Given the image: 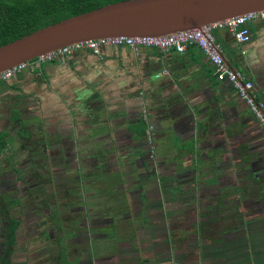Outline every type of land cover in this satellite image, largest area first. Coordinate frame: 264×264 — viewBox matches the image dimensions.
Masks as SVG:
<instances>
[{"label": "crops", "instance_id": "obj_1", "mask_svg": "<svg viewBox=\"0 0 264 264\" xmlns=\"http://www.w3.org/2000/svg\"><path fill=\"white\" fill-rule=\"evenodd\" d=\"M247 26L245 43L214 35L264 102V20ZM0 134L9 155L33 144L78 160L88 147L93 171L118 175L92 180L107 186L108 197H90L110 217L107 243L120 240L99 241L105 264H264V130L194 45L75 49L24 69L0 81Z\"/></svg>", "mask_w": 264, "mask_h": 264}, {"label": "rangeland", "instance_id": "obj_2", "mask_svg": "<svg viewBox=\"0 0 264 264\" xmlns=\"http://www.w3.org/2000/svg\"><path fill=\"white\" fill-rule=\"evenodd\" d=\"M31 146L27 151L36 149L31 161L25 160L29 153L25 150L13 153L10 150V155L7 149L0 150V264L5 258L8 259L7 264L110 263V253L101 257L103 249H99V241L103 238L108 247H113L120 241L114 235L107 243L110 217L102 211L98 220L88 218L82 222L80 219L84 210L88 212L87 216L89 213H96L90 198L94 193L93 189L99 191L95 195L109 196L105 183L93 184L92 180L99 178L105 182L104 179L110 180L118 175L96 169L91 174L81 175L83 184L80 187L79 172L91 167V151L88 147L78 152L80 158L77 160L70 149L45 153L40 146L35 145V149H32L33 144ZM47 156L48 159L51 156V161H47ZM137 170L142 169L137 167ZM108 186L113 187L115 184ZM14 198H17V202L10 204ZM98 200L99 203L107 201L102 198ZM54 206L59 209L57 218L50 211ZM98 209H104L103 205L98 206ZM115 210L117 218L121 211ZM15 218L18 219V225L13 233L14 238L10 240L9 223L10 219ZM119 221L124 222V218ZM252 222H257V218L249 217L246 221L248 224ZM262 237L264 238V233L261 234ZM259 244L264 252V241ZM63 247L65 263L59 259V249ZM241 250L243 251L242 248ZM252 250L246 246L244 252L250 256Z\"/></svg>", "mask_w": 264, "mask_h": 264}, {"label": "water", "instance_id": "obj_3", "mask_svg": "<svg viewBox=\"0 0 264 264\" xmlns=\"http://www.w3.org/2000/svg\"><path fill=\"white\" fill-rule=\"evenodd\" d=\"M263 9L264 0L108 2L1 44L0 72L62 46L86 40L114 36L159 37ZM224 62L233 69L225 59Z\"/></svg>", "mask_w": 264, "mask_h": 264}, {"label": "built area", "instance_id": "obj_4", "mask_svg": "<svg viewBox=\"0 0 264 264\" xmlns=\"http://www.w3.org/2000/svg\"><path fill=\"white\" fill-rule=\"evenodd\" d=\"M254 19L264 20V9L258 12H248L225 18L199 28L177 31L159 37L114 36L86 40L76 44L62 46L59 49H55L1 71L0 81H5L24 69L32 71L40 64L55 58H63L75 49H90L97 53L100 46H126L134 52L140 47H155L161 51L172 49L181 53L188 45H194L211 63L215 79L225 80L231 85V88L238 98L244 102L252 116L264 130V102L256 96L251 80L244 79L239 71L230 69L225 64L221 54L220 43L215 39L213 32L216 29H225L234 40L239 43H245L249 40L247 24ZM165 72V69L160 71L161 74ZM150 130L151 126L147 125L145 135L148 142L151 139Z\"/></svg>", "mask_w": 264, "mask_h": 264}, {"label": "trees", "instance_id": "obj_5", "mask_svg": "<svg viewBox=\"0 0 264 264\" xmlns=\"http://www.w3.org/2000/svg\"><path fill=\"white\" fill-rule=\"evenodd\" d=\"M113 1L117 0H0V45L39 27ZM0 137L2 138L3 135L0 134ZM0 145L1 148L4 147L3 142ZM79 177V186L82 187L81 174H79ZM261 185L262 181H259L260 188ZM16 201L17 198H14L10 204H14ZM123 202L124 200L119 201L118 205ZM87 213L86 210L83 211L80 221L85 222V219L88 220V218L90 220L95 214L89 213L87 216ZM97 214L99 216V213ZM55 217L57 218V214H55ZM17 224V218L10 219V240L14 238L13 233ZM63 250L64 247L59 249V259L60 262L65 263ZM7 263L8 259L5 258L2 264Z\"/></svg>", "mask_w": 264, "mask_h": 264}, {"label": "flooded vegetation", "instance_id": "obj_6", "mask_svg": "<svg viewBox=\"0 0 264 264\" xmlns=\"http://www.w3.org/2000/svg\"><path fill=\"white\" fill-rule=\"evenodd\" d=\"M84 158V157H83ZM82 160H84V159H82ZM91 171H93V168H92V165H91V167H89L87 170H85L84 172H79V174H81V175H87V174H89V173H91ZM79 174H78V176H79ZM84 194V192L82 193V195ZM17 202V201H16ZM77 205V204H76ZM55 206H57L56 204H55ZM54 206V208H50V211H52L53 213H55V214H59V209H58V207H55ZM82 208H83V206H82ZM80 209V208H79ZM82 210V209H81ZM100 218V216H97V215H93V217L92 218H90V220H93V221H95V220H98ZM18 225V224H17Z\"/></svg>", "mask_w": 264, "mask_h": 264}]
</instances>
